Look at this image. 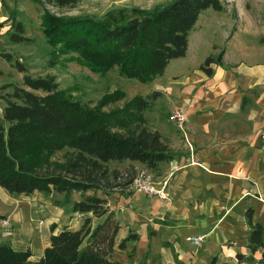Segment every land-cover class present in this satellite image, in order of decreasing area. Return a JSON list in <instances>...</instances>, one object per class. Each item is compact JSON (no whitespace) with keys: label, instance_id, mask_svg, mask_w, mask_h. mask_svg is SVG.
Returning a JSON list of instances; mask_svg holds the SVG:
<instances>
[{"label":"crops","instance_id":"0c3cea01","mask_svg":"<svg viewBox=\"0 0 264 264\" xmlns=\"http://www.w3.org/2000/svg\"><path fill=\"white\" fill-rule=\"evenodd\" d=\"M30 1L35 12L32 0H0V31L16 22L23 29V20L33 18L26 9ZM169 1L80 0L76 5L83 14L100 18L118 8L150 9ZM221 1L228 24L220 28V42L199 35V15L206 8L188 31L183 56L170 59L150 81L151 90L160 93L156 100L165 106L162 118L177 108L186 115L183 131L166 117L161 131L151 129L173 155L156 174L140 179L161 188L165 198L143 194L132 184L100 195L118 223L110 258L121 264H207L212 256L244 264L235 254H250L247 211L250 222L264 230V0ZM217 31L210 29L212 35ZM220 51V62L208 66L209 75L199 69L205 57ZM2 107L0 102V114ZM52 194H10L0 187V243L28 250L30 259L37 260L52 233L76 230L85 217L92 229L105 218L72 211L79 192L68 198ZM3 219L9 225H1ZM130 233L135 237L118 247ZM197 233L206 234L199 247L184 241ZM260 253L257 248L253 258L258 260Z\"/></svg>","mask_w":264,"mask_h":264},{"label":"trees","instance_id":"16d2710c","mask_svg":"<svg viewBox=\"0 0 264 264\" xmlns=\"http://www.w3.org/2000/svg\"><path fill=\"white\" fill-rule=\"evenodd\" d=\"M32 1L41 9V32L52 48L50 63L64 55L63 60L92 72L103 74L115 67L120 76L141 83L160 75L170 59L183 56L188 31L202 10L223 9L219 0H170L150 9L118 8L94 18L86 14L55 16L45 7L68 8L80 0ZM109 15L114 19H107ZM13 26L17 32L22 30L19 22ZM10 39L19 42L25 37L14 32ZM221 55V51L208 55L199 69L209 75V64L220 62ZM15 67L22 73V86H12L3 99L0 187L11 194L56 192L65 198L79 192L71 210L105 218L92 229L90 218L85 217L76 230L63 228L52 233L37 260L30 259L28 250H14L0 243V264H121L110 258L118 223L104 197L85 192L109 193L107 188L112 186L104 177L108 172L104 163L109 160L134 161L158 172L160 165L171 159L173 153L161 135L148 129L142 117V111L160 93L151 90L145 96L134 95L122 107L103 111L101 107L123 97L121 90L104 93L96 105L88 107L58 89L50 77L30 76L17 62ZM63 149L62 160H53V155ZM134 178L132 172L125 185H131ZM246 219L249 229L245 243L250 254L236 253L235 258L238 263L264 264V230L250 222L249 211ZM131 237L135 234H128L118 247ZM257 248L261 253L255 260L252 254ZM207 264L227 263L212 256Z\"/></svg>","mask_w":264,"mask_h":264},{"label":"rangeland","instance_id":"374dc122","mask_svg":"<svg viewBox=\"0 0 264 264\" xmlns=\"http://www.w3.org/2000/svg\"><path fill=\"white\" fill-rule=\"evenodd\" d=\"M219 1L222 2L221 0ZM33 7L34 4L30 1L26 9L27 14L29 13L28 18H31L32 14L33 18L27 20V22L23 20L24 28L20 32L15 31L13 25L0 31V102L2 104L3 99L11 92L12 86H22V73L16 69L15 62L20 63L30 76L50 77L58 89L64 90L71 99L78 100L88 107L96 105L104 93H110L118 89L121 90L123 97L101 107L103 111L122 107L134 95L145 96L149 94L153 86L152 82L141 83L133 78L120 76L115 67L103 74H99L88 70L83 65L74 61L63 60L64 55H61L56 61L50 63L49 59L52 48L46 42L41 32V27L39 26L41 9L36 4L35 12H33ZM45 7L49 13L55 16L83 15V12L80 11L76 4L73 7L59 9L47 4ZM206 12H213V14H216V17L208 16ZM88 15L91 16L89 13ZM199 16V23L197 25L199 27L198 30L201 31L199 35H203L206 40H213L219 43V34L221 31H224V28L228 24L226 13L208 8L206 11L200 13ZM106 18L114 19L113 15H109ZM201 22L207 23L208 26L201 24ZM212 28L218 29L215 35L210 33V29ZM14 32L18 35L25 36V39L23 41L13 42L10 39V35ZM33 92L41 94L39 91ZM151 102L150 106L142 111V117L145 120L144 125L148 129L154 128L157 131H161L162 123L165 122L164 118H168L169 114H165L164 118L161 117L165 108L161 103L162 100L154 99ZM167 124L169 125L170 123ZM163 128H166V125H163ZM63 152L64 149L56 152L52 159L57 161L62 160ZM104 164L108 171L104 177L107 178L109 185L112 186L107 188L108 192L121 190L118 188H130V185L126 186L125 182L132 172L135 177H138L140 174L142 176H152V174L157 173V171L150 172L146 170L141 164L134 161L109 160ZM51 170L52 166L48 167V171ZM90 192L105 195L99 190H88L85 193ZM52 196L58 198V195L54 194V192ZM75 196L77 194L73 195V197Z\"/></svg>","mask_w":264,"mask_h":264},{"label":"built area","instance_id":"2783aa9c","mask_svg":"<svg viewBox=\"0 0 264 264\" xmlns=\"http://www.w3.org/2000/svg\"><path fill=\"white\" fill-rule=\"evenodd\" d=\"M168 119L176 129L180 131L184 130L186 115L183 109L177 108L171 111L169 113ZM141 175L142 174H140L138 177H135L132 182V186L134 185L136 191L142 192L143 194L147 195H156L159 198H165V194L161 188H155L149 180L146 181L144 178L140 179ZM1 225H9L8 220H1ZM205 236L206 234L204 233L190 234L184 237V241L187 242L190 246L199 247L204 241Z\"/></svg>","mask_w":264,"mask_h":264}]
</instances>
